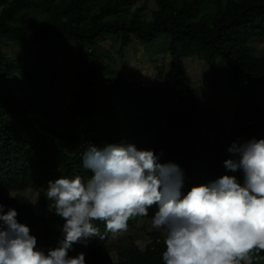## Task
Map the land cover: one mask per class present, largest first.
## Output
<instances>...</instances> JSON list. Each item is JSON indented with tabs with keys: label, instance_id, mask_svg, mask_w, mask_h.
I'll list each match as a JSON object with an SVG mask.
<instances>
[{
	"label": "trees",
	"instance_id": "16d2710c",
	"mask_svg": "<svg viewBox=\"0 0 264 264\" xmlns=\"http://www.w3.org/2000/svg\"><path fill=\"white\" fill-rule=\"evenodd\" d=\"M148 1L0 0V36L32 49L28 58L17 60L0 46V203L5 211L17 209L19 222L32 232L56 233L49 232V220L25 193H35L40 207L62 227L64 220L46 197L48 181L80 176L87 182L93 173L83 167L82 153L92 144L128 142L154 150L161 163L184 170V194L223 175L243 183L242 172L227 170L224 161L232 158L233 142L264 138V53L257 56L253 48L255 41H264V0H228L205 14L211 0H156L150 21L144 18ZM30 12L48 20L30 19ZM55 34L74 42L81 58V92L69 108L62 103L57 55L49 47ZM108 37L125 48L167 37L173 86L138 88L116 76L98 51ZM188 59L214 71L219 61L228 66L227 82L239 100L232 129L217 111L198 103ZM156 210L152 206L149 215ZM93 223L99 236L82 243L87 264H164L166 245L157 241L159 234L144 251L132 246L118 251L115 260L112 232L103 221ZM248 256L251 264H264V249L254 247Z\"/></svg>",
	"mask_w": 264,
	"mask_h": 264
},
{
	"label": "clouds",
	"instance_id": "9594fccd",
	"mask_svg": "<svg viewBox=\"0 0 264 264\" xmlns=\"http://www.w3.org/2000/svg\"><path fill=\"white\" fill-rule=\"evenodd\" d=\"M228 152L224 165L242 172L243 183L223 175L184 194V170L161 163L154 150L128 142L89 145L82 153L83 167L93 173L87 182L80 176L48 181L51 210L64 220L55 247L39 248L17 209L5 211L0 203V264H87L86 253L69 252L99 236L94 221L112 233L126 231L131 217H147L154 205L152 226L166 234L164 264H251L249 251L264 249V138L233 142Z\"/></svg>",
	"mask_w": 264,
	"mask_h": 264
},
{
	"label": "rangeland",
	"instance_id": "374dc122",
	"mask_svg": "<svg viewBox=\"0 0 264 264\" xmlns=\"http://www.w3.org/2000/svg\"><path fill=\"white\" fill-rule=\"evenodd\" d=\"M228 0L209 1L202 14L212 13L216 3H226ZM144 18L152 20L153 12L158 9L156 0H149L146 4ZM134 7L132 10H135ZM30 19H36L40 22H46L48 17L44 14L30 12ZM109 38V37H108ZM167 37H162L157 43L142 44L137 43L130 47H123L121 40L109 38L100 43L99 53L108 57L115 75L121 79H126L135 87L154 88L159 84L166 87H172L174 84V73L172 70V60L169 55V41ZM0 46L8 56L23 60L29 57L32 49L29 45L18 43L14 40L0 36ZM49 47L56 53L58 59V69L60 84L63 89L62 103L68 108L77 100L81 87L78 83V77L81 68V58L78 54L74 42L61 35H53L49 41ZM255 55L260 56L264 53V41H255L253 43ZM187 74L191 78L194 89L197 94L198 103L204 108L217 111L222 118L224 126L232 129L234 115L239 107L237 96L231 91L227 82L226 69L228 66L219 61L218 71H214L204 62L198 59H188L185 61ZM30 198L35 209L39 213L45 214L49 220V232L39 228L32 232L38 238L37 246L47 251L53 248L57 242L62 239L61 227L55 224L54 217L50 212H46L40 207L37 195L33 192L25 193ZM138 217L135 225L128 226L126 231L112 233L110 245H114L112 256L118 259V251H124L134 246L144 251L152 240V235H157L163 240L166 238L164 229H155L152 226V216ZM70 257H75L83 252L82 243H75L70 251ZM87 260V257H86Z\"/></svg>",
	"mask_w": 264,
	"mask_h": 264
}]
</instances>
